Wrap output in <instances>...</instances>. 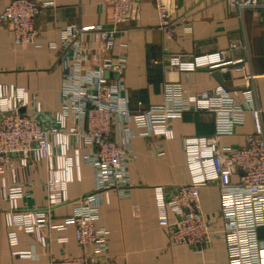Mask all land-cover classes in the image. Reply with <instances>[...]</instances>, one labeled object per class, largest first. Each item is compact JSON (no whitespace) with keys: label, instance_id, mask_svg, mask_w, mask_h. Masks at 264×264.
Masks as SVG:
<instances>
[{"label":"built area","instance_id":"1","mask_svg":"<svg viewBox=\"0 0 264 264\" xmlns=\"http://www.w3.org/2000/svg\"><path fill=\"white\" fill-rule=\"evenodd\" d=\"M57 0H10L0 14V21L11 26L14 44L36 45V19ZM132 0H111L112 26L104 28L68 26L61 32V47L71 49V68L60 85V110L53 116L51 126H43L36 119L41 107L34 96L24 89L0 85V174L9 172L12 184L2 189L1 197L9 206L5 214L7 240L12 255L32 257L31 251L15 249V232L34 234L43 242L45 228L64 230L72 225L78 245L90 249L78 257L52 259L50 264H103L107 253L109 231L96 227L102 198L112 190L123 193L128 187L127 165L131 160L128 147L134 136L132 126L141 137L157 136L172 139L169 122L184 113H207L213 118L211 136H192L183 139L187 184L171 189L154 187L157 222L167 229L169 244L200 250L209 242V222L201 212L200 189L216 184L219 189L222 236L228 264H264V248L258 230L264 228V124L262 111L254 99L255 76L246 69V59L223 61L219 54L194 55L184 59L170 54L162 63V70L190 73L201 68L220 74L237 73L242 80L240 95H232L225 85L218 84L198 93L194 103L182 95L177 83L162 87L164 103L131 111L128 98L122 94L120 80H110L106 73L121 75L127 64L123 49L116 43L118 25L130 10ZM157 14V28L166 36H173V26L164 0H152ZM228 6L240 13L244 10H264V0H226ZM91 36L87 51L81 37ZM115 51L101 57L99 48ZM242 47L241 43L231 48ZM94 59L98 66L85 68ZM153 63H157L153 61ZM251 116L253 133L245 144L234 151H222L217 138L230 135L236 126ZM74 123L68 126L69 120ZM117 122L119 137L113 126ZM77 146L72 150V143ZM78 145L88 147L85 162L94 171V190L75 201L73 213L60 223L52 219V212L68 202L67 188L72 181V167L78 170ZM44 162L47 178L44 183L45 205L41 208L21 209L18 202L24 196L17 183L18 169L27 175L30 166ZM60 239V242H64Z\"/></svg>","mask_w":264,"mask_h":264},{"label":"crops","instance_id":"2","mask_svg":"<svg viewBox=\"0 0 264 264\" xmlns=\"http://www.w3.org/2000/svg\"><path fill=\"white\" fill-rule=\"evenodd\" d=\"M9 1L0 0V14ZM164 4L174 24L170 38L157 28L152 0H132L128 14L118 25L116 43L126 44L123 51L127 64L121 75L110 72L106 76L110 80H120L130 110L135 112L163 104L165 83L179 84L183 97L194 103L198 93L221 84L215 71L201 68L190 73L164 72L162 63L170 54L186 59L217 53L223 61L246 59L247 71L255 76L252 84L254 99L262 111L264 124V10L248 9L237 13L226 0H164ZM97 25L112 26L111 0H57L54 7L45 9L36 19L38 39L34 46L15 45L11 26L0 21V85L22 88L34 96L41 107V113L36 117L41 125L51 126L54 114L60 110L61 80L71 68L72 50L61 47V32L68 26ZM80 41L89 51L91 36L84 35ZM238 43L242 47L231 48L232 44ZM97 48L103 58L116 53V50L107 52ZM96 66L92 58L85 63V68ZM220 78L232 95H240L242 80L239 74H220ZM68 126H74L71 119ZM169 127L173 138L168 140L157 136L141 137L139 130L132 126L134 136L128 145L131 152L127 165L128 187L123 193L112 190L107 198H102L95 221L96 227H103L110 234L103 264H228L216 184H207L200 189V209L209 222V242L200 250L169 244L167 229L158 225L154 187L171 189L187 184L183 139L211 136L214 131L212 116L200 112L184 113L180 119L171 120ZM113 128L114 136L118 138L117 122ZM252 133L253 121L248 113L244 123L236 126L232 134L217 138V146L222 151H234L242 147ZM76 145L72 143L70 154ZM89 150L78 145V170L73 165L72 181L67 188L70 202L53 210L55 223L71 215L75 201L94 190V171L85 162ZM46 178L44 162L32 164L27 175L18 169L17 183L24 189L19 208L45 205ZM11 184L10 173H1L0 264H50L52 259L78 257L90 252L89 248L78 245L73 226L67 225L61 231L43 229V242L34 234L17 230L15 249L31 251L34 255L27 258L12 255L5 224L9 206L1 197L2 189ZM258 238L264 248V228L258 230ZM60 239L65 241L60 242Z\"/></svg>","mask_w":264,"mask_h":264},{"label":"water","instance_id":"3","mask_svg":"<svg viewBox=\"0 0 264 264\" xmlns=\"http://www.w3.org/2000/svg\"><path fill=\"white\" fill-rule=\"evenodd\" d=\"M215 76L219 79V82L221 83V85H224L223 84V82H222V80H221V78H220V74H219V72L218 71H215Z\"/></svg>","mask_w":264,"mask_h":264}]
</instances>
